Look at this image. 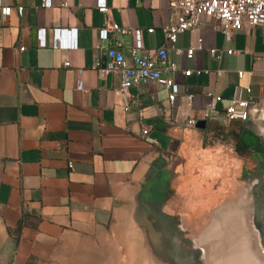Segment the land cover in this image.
Instances as JSON below:
<instances>
[{"label": "crops", "instance_id": "obj_1", "mask_svg": "<svg viewBox=\"0 0 264 264\" xmlns=\"http://www.w3.org/2000/svg\"><path fill=\"white\" fill-rule=\"evenodd\" d=\"M1 3L13 12L4 18L0 10V264H73L69 248L133 213L151 194L210 190L191 177L197 168L224 161L228 146L238 159L253 158L254 144L264 150L262 30L244 28L225 42L205 19L199 30L182 34L176 47H195L202 38L205 50L188 60L169 47L170 59L182 71L202 74L171 76L181 87L171 105L168 90L155 82L130 89L126 98L119 73L102 78L94 69L105 65L116 41L127 57L133 43L131 35L114 33L99 42L106 24L142 29L145 48H159L162 28L173 18L167 0H108L107 14L99 13L97 0H53L50 9L42 7L44 0ZM41 28L47 29V48L38 46ZM55 28L76 29L77 49L60 50L52 38ZM211 49L238 54L223 52L217 61ZM79 79L84 91L77 90ZM236 87L252 102L247 122L229 123L222 112ZM211 96L224 98L221 112L206 129L189 128L187 120ZM145 128L158 145L143 140Z\"/></svg>", "mask_w": 264, "mask_h": 264}, {"label": "built area", "instance_id": "obj_2", "mask_svg": "<svg viewBox=\"0 0 264 264\" xmlns=\"http://www.w3.org/2000/svg\"><path fill=\"white\" fill-rule=\"evenodd\" d=\"M170 10L173 12V18L170 24L162 28L164 43L157 49H146L144 46V30L142 29H125L117 23L106 24L99 29L98 41H109L110 35L121 34L131 35L133 43L129 48V57L124 53V46L121 42L116 41L107 52V62L98 70L102 78H106L112 73L121 75L120 92L129 98V90L142 85L155 82L168 90V101L174 105L181 93L180 85L171 77L176 73L182 72L185 77H190L194 73L201 75V70L193 71L191 69L181 70V67L169 56V47H175L176 54L185 56L188 60H192L197 52L205 50L204 40L199 38L197 45L188 49L176 47L179 37L187 32H195L199 30L205 19L211 20L215 26L221 31L225 42H231L234 39L236 31L244 28L260 29L264 33V0H167ZM143 0H136L137 4H141ZM42 7L50 9L53 7V0H44ZM63 7H66L64 3ZM96 8L101 14H107L109 11L108 0H97ZM0 10L4 18L11 16L13 9L3 7L0 0ZM23 8H18V14L23 13ZM148 33H153L154 29H147ZM76 29H58L52 30V38L58 43L60 50H76L77 44ZM37 39L39 48H47V29L41 28L37 31ZM25 48H21V51ZM226 52L231 56L238 54L233 49L217 50L211 49V55L220 61ZM70 62H65V67H70ZM78 70V73H81ZM209 73V71H205ZM223 71L217 70L216 75L221 76ZM242 79L244 73H238ZM77 90L84 91V83L81 79L77 82ZM250 93L251 90L248 89ZM189 101L194 99V95L187 96ZM224 98L222 96H211L207 106L199 111L195 116L189 118L186 125L189 128H197L200 122H208L221 111L218 105L222 104ZM252 108L251 100H244L241 97V88L236 87L233 97L228 105L223 107V114L227 122H247L250 118ZM125 112L131 110V106L125 107ZM143 140L151 146L158 145L156 139L150 135V130L145 128L142 131Z\"/></svg>", "mask_w": 264, "mask_h": 264}, {"label": "rangeland", "instance_id": "obj_3", "mask_svg": "<svg viewBox=\"0 0 264 264\" xmlns=\"http://www.w3.org/2000/svg\"><path fill=\"white\" fill-rule=\"evenodd\" d=\"M227 149L224 161L197 168L194 177H191L195 182L205 183L210 190L192 192L188 196V192L178 193L176 189H170L165 199V212L179 215L182 220L181 234L187 248L216 244L211 231L217 228L224 216L232 211L244 213L250 205L248 188L243 182L241 186H236L243 167L253 170L251 158L246 155L238 159L234 155V147L228 146ZM182 178L186 180L189 177ZM135 210L121 216L110 228L95 231L87 240L78 241L69 248L68 255L74 257L73 264H168L166 257L168 253H174L173 244L161 237L159 226L149 228L142 224L144 221L153 224L150 217L143 215L139 222ZM210 260L215 264L222 261L217 252Z\"/></svg>", "mask_w": 264, "mask_h": 264}, {"label": "water", "instance_id": "obj_4", "mask_svg": "<svg viewBox=\"0 0 264 264\" xmlns=\"http://www.w3.org/2000/svg\"><path fill=\"white\" fill-rule=\"evenodd\" d=\"M198 129H206V123L200 122L197 125ZM242 213L240 211H232L228 215L224 216V219L221 223L218 224L215 230H212L211 233L216 238L214 245H201V246H193L192 248H188L187 253L183 257H178L177 253V245L178 239L177 237H172L168 233L160 232L161 237L166 241L170 242L174 246V253H168L166 260L168 264H215L210 260L211 256L217 252L220 254L221 263L224 264V252L223 249L227 248L228 239H234V243H240L242 241V237L244 233L253 236L255 252L254 262L255 264H264V231L263 227L258 224L256 215L253 212L252 207L249 205L247 209ZM146 211H144V207L141 203L138 204L135 215L139 222H141L143 215ZM142 216V217H141ZM148 217V216H147ZM147 227H151L152 225H157L155 223L151 224L150 222L144 221L142 222ZM218 239V240H217ZM223 247V248H222ZM206 253L205 255L202 251ZM208 255V257L206 256Z\"/></svg>", "mask_w": 264, "mask_h": 264}, {"label": "flooded vegetation", "instance_id": "obj_5", "mask_svg": "<svg viewBox=\"0 0 264 264\" xmlns=\"http://www.w3.org/2000/svg\"><path fill=\"white\" fill-rule=\"evenodd\" d=\"M254 157L250 161L253 170H245L243 167L241 179L237 182L238 186H241L242 182L245 187L248 188V198L250 201V206L256 215L258 224L263 227L264 231V150L259 144L253 145ZM257 153L259 156H257ZM236 189V188H235ZM243 189V188H242ZM165 193H160L158 195L151 194L148 199L142 201L144 211L146 216L150 217L154 223L159 226L162 232L170 234L172 237H177V254L178 257H183L187 253L188 248L186 247V242L182 238L181 234V218L179 215H170L165 212Z\"/></svg>", "mask_w": 264, "mask_h": 264}, {"label": "bare ground", "instance_id": "obj_6", "mask_svg": "<svg viewBox=\"0 0 264 264\" xmlns=\"http://www.w3.org/2000/svg\"><path fill=\"white\" fill-rule=\"evenodd\" d=\"M234 239H228L227 248L223 249L224 264H255L254 255L255 245L254 238L244 233L240 243L233 242ZM223 248V247H222ZM202 253L205 255L204 250ZM208 257V255H206Z\"/></svg>", "mask_w": 264, "mask_h": 264}, {"label": "trees", "instance_id": "obj_7", "mask_svg": "<svg viewBox=\"0 0 264 264\" xmlns=\"http://www.w3.org/2000/svg\"><path fill=\"white\" fill-rule=\"evenodd\" d=\"M21 227H22V225L20 224L19 227H18V230H21Z\"/></svg>", "mask_w": 264, "mask_h": 264}]
</instances>
